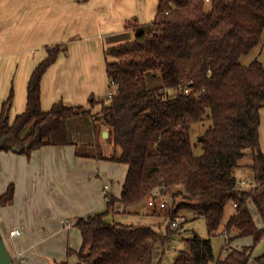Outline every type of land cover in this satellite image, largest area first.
I'll use <instances>...</instances> for the list:
<instances>
[{
  "label": "trees",
  "instance_id": "obj_1",
  "mask_svg": "<svg viewBox=\"0 0 264 264\" xmlns=\"http://www.w3.org/2000/svg\"><path fill=\"white\" fill-rule=\"evenodd\" d=\"M137 22L128 24L136 39L109 53L113 97L103 103L99 118L111 131L110 160L128 165L129 173L120 199L109 194L104 211L76 220L83 237L76 264H153L159 233L152 226L114 220L122 213L119 207L138 213L140 204L152 199L153 215L165 209L172 224L189 215L206 221L211 238L187 239V250L174 264H264V254L253 257L264 227L257 226L251 211L254 204L264 225V0H160L150 29L141 30ZM257 48L259 57L243 64L242 57ZM60 51V46L50 48L34 70L22 114L11 120L13 92L3 103L0 153L17 146L30 156L45 146L69 145L68 121L95 117L63 101L43 110L42 80ZM150 76L163 84L150 87ZM205 122L210 124L198 156L191 130ZM248 155L254 181L244 188L236 171ZM14 196L10 185L0 206L12 204ZM162 202L165 208L159 207ZM182 226L169 234H178ZM224 230L230 244L251 237L253 245L230 247L225 258H216L212 237Z\"/></svg>",
  "mask_w": 264,
  "mask_h": 264
},
{
  "label": "crops",
  "instance_id": "obj_2",
  "mask_svg": "<svg viewBox=\"0 0 264 264\" xmlns=\"http://www.w3.org/2000/svg\"><path fill=\"white\" fill-rule=\"evenodd\" d=\"M159 2L0 0V119L11 92V120L26 110L31 76L55 46L61 51L42 80L43 110L63 101L95 116L68 121L69 145L45 146L30 156L0 153V197L15 186L14 202L0 206V235L9 242L6 247L16 264H76L83 246L76 220L106 209V185L110 195L121 198L129 166L110 160L111 131L99 119L110 91L107 62L112 60L110 52L136 39V30L128 27L132 20L137 19L141 30L150 29ZM260 143L264 153V108ZM251 165L248 155L236 171L240 181H254ZM254 207L255 222L263 228ZM16 229L21 235L12 238L10 232ZM232 244L240 250L251 247L253 239L239 238Z\"/></svg>",
  "mask_w": 264,
  "mask_h": 264
},
{
  "label": "rangeland",
  "instance_id": "obj_3",
  "mask_svg": "<svg viewBox=\"0 0 264 264\" xmlns=\"http://www.w3.org/2000/svg\"><path fill=\"white\" fill-rule=\"evenodd\" d=\"M260 55L259 48L255 49L249 55L242 57L241 61L245 65L251 64L256 58ZM262 60H264V55L261 56ZM149 85L150 87H158L163 84L160 78H156L154 76L149 77ZM209 122L195 124L191 130V140L194 144L195 154L200 156L203 154V148L199 145V140L201 135L205 133V131L209 127ZM198 144V145H197ZM250 162V160H249ZM245 186L244 188H246ZM169 205L172 204L171 195L169 199L166 200ZM139 216H132L130 210L128 213H119L115 215L114 220L118 222H123L126 224H134V225H143V226H152L160 235V241L158 243V251L156 252V256L154 259L153 264H174L176 259H178L183 251L187 250L186 240L193 238L194 236H198L203 239H209L210 234L204 219H194L191 215H189V219L187 218H178L176 222L178 225L176 227L172 226V221L165 216V209H160L159 215H153V207H150L148 204V200L142 202L140 204ZM255 208V207H254ZM229 208L228 211H230ZM255 210V209H254ZM233 210L230 211V213ZM229 213V212H228ZM181 215H184L181 213ZM191 216V217H190ZM113 220V219H112ZM183 223V226L181 225ZM169 226L171 227L169 229ZM182 226L179 230L178 234L170 235L169 231L177 230L179 227ZM178 227V228H177ZM214 250L216 258H225L227 255L226 244L227 242L226 237L222 234L216 237H212ZM4 243L7 247H9V242L4 239ZM229 243V248L231 247ZM9 252V251H8ZM10 253V252H9ZM264 254V240L254 248V255L260 256ZM13 258V256H11ZM14 260V259H13ZM14 264L15 260H14Z\"/></svg>",
  "mask_w": 264,
  "mask_h": 264
},
{
  "label": "built area",
  "instance_id": "obj_4",
  "mask_svg": "<svg viewBox=\"0 0 264 264\" xmlns=\"http://www.w3.org/2000/svg\"><path fill=\"white\" fill-rule=\"evenodd\" d=\"M112 85H114V81L110 80V86H112ZM112 97H113V91L110 90L109 93H108V100H110ZM240 186H241V187H245V186H247L246 181H244V180L241 181V182H240ZM109 189H110V185H106L105 188H104V192H105V194H106V202L109 200V192H108ZM156 194L159 196V195H160V191L157 190V191H156ZM149 205H150V207H155V205H156V201L153 200V199L150 200V201H149ZM159 207H160V208H165V203H164V202L160 203ZM235 207H236V205H235ZM119 211H120V212H123V211H124V207H123V206L119 207ZM177 224H178V223L174 222V223L172 224V226L176 227ZM66 225H67L68 228L72 227V223H71L70 221H68ZM222 234L225 235V236L227 237V231L224 230ZM20 235H21V231L18 230V229L13 230V231L10 232V236H11L12 238H16V237H18V236H20ZM226 249H227V250L229 249V247H228L227 245H226Z\"/></svg>",
  "mask_w": 264,
  "mask_h": 264
},
{
  "label": "water",
  "instance_id": "obj_5",
  "mask_svg": "<svg viewBox=\"0 0 264 264\" xmlns=\"http://www.w3.org/2000/svg\"><path fill=\"white\" fill-rule=\"evenodd\" d=\"M110 104L111 103H109V105ZM12 151L19 152V148L17 146H14ZM0 264H14V260L11 257L10 253L8 252V249L1 235H0Z\"/></svg>",
  "mask_w": 264,
  "mask_h": 264
}]
</instances>
